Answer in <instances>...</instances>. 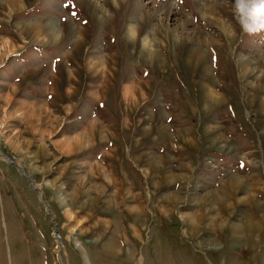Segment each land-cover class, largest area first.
<instances>
[{"label":"rangeland","instance_id":"374dc122","mask_svg":"<svg viewBox=\"0 0 264 264\" xmlns=\"http://www.w3.org/2000/svg\"><path fill=\"white\" fill-rule=\"evenodd\" d=\"M19 1L0 264H264V31L235 0Z\"/></svg>","mask_w":264,"mask_h":264},{"label":"clouds","instance_id":"9594fccd","mask_svg":"<svg viewBox=\"0 0 264 264\" xmlns=\"http://www.w3.org/2000/svg\"><path fill=\"white\" fill-rule=\"evenodd\" d=\"M235 6L242 34L264 31V0H235Z\"/></svg>","mask_w":264,"mask_h":264},{"label":"bare ground","instance_id":"6f19581e","mask_svg":"<svg viewBox=\"0 0 264 264\" xmlns=\"http://www.w3.org/2000/svg\"><path fill=\"white\" fill-rule=\"evenodd\" d=\"M7 1V5H8V7H9V11L10 12H13V10L10 8V6L12 7V6H16V7H18L19 8V6H20V1L19 0H6ZM21 8V7H20ZM37 23H35V25H36ZM40 25V24H39ZM32 28V27H31ZM37 28V27H36ZM39 28V29H38ZM38 28H37V33L39 34H41V29H42V26H38ZM47 32V31H46ZM53 32V31H52ZM46 34V33H45ZM53 34H55L54 32H53ZM128 34L130 35V36H134L135 35V30H134V27H131V26H129L128 27ZM42 36V35H41ZM131 88V86L130 85H126L125 86V89H124V95L125 96H127V95H129V93H131L130 91H129V89ZM136 96V95H135ZM132 97H133V95H132ZM126 98V97H125ZM76 138V137H75ZM76 139H73V140H71V139H64L63 140V142L62 143H60V145L61 146H63L61 149H63L64 150V148H66V150H70V147H71V143H72V141H75ZM64 143V144H63ZM95 181V180H94ZM231 181V180H230ZM96 182V181H95ZM240 182H242V181H240ZM51 185V184H50ZM116 186V185H115ZM235 189V188H234ZM88 191V190H87ZM59 193V192H58ZM59 196H60V198L61 197H64V196H62L61 195V193L59 194ZM135 202V201H134ZM138 203V202H137ZM63 204V203H62ZM139 206V205H138ZM141 206V205H140ZM133 209H134V207H132ZM138 208V207H137ZM137 208H135V209H137ZM142 208V207H141ZM216 215V214H215ZM211 220V219H210ZM99 221V220H98ZM87 223V222H86Z\"/></svg>","mask_w":264,"mask_h":264}]
</instances>
